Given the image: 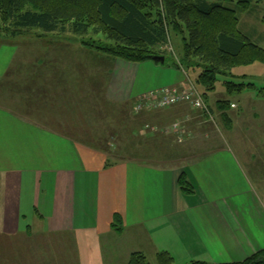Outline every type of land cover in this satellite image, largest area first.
<instances>
[{
  "label": "crops",
  "instance_id": "0c3cea01",
  "mask_svg": "<svg viewBox=\"0 0 264 264\" xmlns=\"http://www.w3.org/2000/svg\"><path fill=\"white\" fill-rule=\"evenodd\" d=\"M34 42L0 43V264H18L20 253L32 258L41 242L49 250L52 239L64 264H129L135 253L157 260L161 252L175 263L228 264L264 249V196L249 184L253 172L264 181L262 125L254 129L260 140H251L244 125L248 120L234 126L239 110L229 109L225 131L229 137L239 133L240 139L191 142L196 155L174 157L171 164L145 156L113 159L102 142L87 135V111L82 114L80 108L87 99V80L82 99L76 95L81 89L72 90L81 82L47 73L51 62L40 53L49 45ZM67 49L74 58L72 69L85 68L87 78V47ZM106 61L105 92L111 102L132 103L167 87L197 88L180 65ZM255 65L264 67L255 63L236 72L250 76L243 71ZM220 89L234 109L233 96ZM221 98H214L212 107ZM168 111L186 123L205 119L188 104ZM243 113L248 117L249 112ZM262 113L254 117L261 119ZM254 156L263 161L256 169L251 168ZM182 176L193 193L183 191Z\"/></svg>",
  "mask_w": 264,
  "mask_h": 264
},
{
  "label": "trees",
  "instance_id": "16d2710c",
  "mask_svg": "<svg viewBox=\"0 0 264 264\" xmlns=\"http://www.w3.org/2000/svg\"><path fill=\"white\" fill-rule=\"evenodd\" d=\"M263 0H0L1 32L8 37H21L32 29L44 33H73L88 35L90 29L103 34L112 43L101 45L82 41L84 47L98 50L106 58L130 63L151 61V57L163 56L156 48L168 44L169 31L185 28V58L198 59L202 69L197 85L204 89L202 95L217 90L220 77L227 80L224 87L229 96L243 93L251 83L237 78L232 72L255 63L264 64V48L240 29V15L248 14ZM184 58V59H185ZM194 61V60H193ZM184 65L185 63L182 62ZM172 66H179L174 62ZM181 66V65H180ZM259 93H264V88ZM264 99V94L261 96ZM231 98L219 100L211 106L222 117L231 108ZM138 101H134L136 107ZM210 106V105H209ZM135 110V109H134ZM171 142L160 144L169 145ZM128 153L134 152L131 150ZM110 154V150L104 148ZM127 152V150L125 151ZM164 155V154H163ZM167 157V156H166ZM180 184L184 192L193 193L190 182L182 176ZM118 232L121 229L117 230ZM168 252L158 254V264H173ZM129 264H150L142 253H135ZM190 264H218L193 261ZM228 264H264V249L242 262Z\"/></svg>",
  "mask_w": 264,
  "mask_h": 264
},
{
  "label": "rangeland",
  "instance_id": "374dc122",
  "mask_svg": "<svg viewBox=\"0 0 264 264\" xmlns=\"http://www.w3.org/2000/svg\"><path fill=\"white\" fill-rule=\"evenodd\" d=\"M240 18V29L244 33L248 34L254 42L264 47V0L262 4L259 6L257 5L248 14H241ZM180 28L182 30L179 32L170 29L168 44L162 48H156L154 52L163 53L167 57L164 66L169 67L175 62L176 64L186 68V70L189 71L191 78L195 80V83L197 84V77L202 70L199 67V63L201 62L198 59H192L191 61H188L185 58V39L187 37V32L185 28H182V26ZM21 39L30 42H34V40L38 39L41 41V43L43 42L42 44H48L49 47H45V51L40 53V55L44 53V55L51 62V67L47 69V73L51 74L52 70V72L57 76L66 77L69 79L73 78L80 81V85L76 86V88L72 87V90L81 89L82 92L80 94L76 92V95L81 96L82 99H84L83 81L87 80V85L85 87L88 93L87 99L84 101V104L82 102L80 107L82 109V114L83 111H87V135L91 141H96L97 143L102 142L104 144L103 148H108L110 150V156L113 159H128L134 157L142 158L141 156H145L150 157L148 161L160 165L167 164L165 161H169L170 159L169 162L171 164L176 160L174 157H181L184 154H186V156L196 155L195 153L198 151V149H191L188 146L191 142L201 143L204 141L215 140L217 143L221 144L225 141L229 142V140L240 139L239 133H235L232 137H229L225 131L227 129V118L222 117V114L219 113L218 110H216L215 114L211 111V103L215 100L214 98L218 99L224 96L223 94L225 91L220 88H225L224 82L227 79L222 76L220 77V80L217 84V90L208 95V101L207 99L205 101V98L202 95L204 89L197 85L198 93L202 95L206 105L209 108L207 112H199H201L205 116V119L207 118V120L203 119L197 124L192 123V121L186 123V121L181 120V117H177L180 114H177L174 111H168L171 107L157 108L155 106H149L145 107L142 111L137 112L133 106V103L127 102L118 104L115 101H109V99L106 97L107 94L105 91L107 88L106 82L109 76L108 71L110 67L108 66V61H106V56L99 54L98 50L96 49L91 50L90 48H87L89 52L88 65L86 68L87 78H85V68L80 70L79 67L76 66V70L72 69L71 62L74 61V58L71 57L72 54L70 53V50L67 49V47L71 48V46H79L82 41L93 44V46L101 45L103 47H105L106 44L112 43L103 34L96 33L95 29H90L88 35H75L70 32L64 34L44 33L41 30L32 29L21 37L12 38L1 32L0 27V43L10 44L13 41ZM33 44L37 43L34 42ZM64 45L66 46V49L63 51L62 46ZM62 52H64L65 55L62 54ZM54 53H56V56H54ZM98 56H101L102 59H100ZM108 58L110 60V57ZM20 60L24 61L22 57H20ZM182 62L185 64L182 65ZM83 67L84 66L81 68ZM236 70L237 69L232 72L234 76L237 78H242L245 80L244 82L248 84H253L254 87H248L241 94H233L232 99H235L234 103H236V107L234 109L231 107L230 109L235 111L239 110V113H235L233 125L243 126L242 123L248 120V122L244 123V125H247L251 130H248L247 136H249L251 140H260L259 138L261 133L256 132L254 129L256 127L260 128V125L264 127V113H262L263 117L261 119H256L254 114L258 113V111H264V99L261 97L264 93H259L260 89L264 88V67L262 65H255L254 67L243 71V73L249 74L250 76L242 74L239 75ZM144 97L145 96L140 97L138 101L142 100ZM72 99H75L74 93H72ZM186 104L189 105V103ZM190 107L193 108L192 106ZM74 108L75 107H71V110L73 109L72 111H74ZM181 108L187 107L181 106L179 109ZM243 112H249L248 117H245L246 115ZM73 115H75V112H73ZM83 124L84 118H82V125ZM175 125H179V127H177L178 129L184 128L181 142L177 136L178 134L176 132L178 130L174 127ZM173 128L175 129V132ZM235 131L239 132L238 129ZM167 140L168 142H171L169 147L163 146V150L160 149V144L167 142ZM102 143H100L101 146ZM181 143L184 144L181 145ZM182 146H184V149L180 148ZM128 148H130L129 152H131V150L134 152L128 153ZM126 150L127 152H125ZM155 157H160L161 160ZM254 157H256V161L251 166L252 169H256V167L259 168V166H261L260 164L263 162L262 157ZM250 177L252 178V180H249L251 188L257 194L264 196V181L257 180L259 175L255 174V172H253ZM54 241L55 240L53 239L51 240V247L49 250L45 249L48 244L45 245L44 242H41V249H39L34 254V258H29L31 256H26L20 253L18 256H15L17 263L64 264L63 256L59 253L57 245L53 244ZM57 252L60 254V257H58L56 254ZM156 259L157 260H153L152 257L149 256L147 261L150 264H158V258ZM8 264H12V261H8ZM120 264L124 263L120 262ZM174 264L181 263L174 262Z\"/></svg>",
  "mask_w": 264,
  "mask_h": 264
},
{
  "label": "built area",
  "instance_id": "2783aa9c",
  "mask_svg": "<svg viewBox=\"0 0 264 264\" xmlns=\"http://www.w3.org/2000/svg\"><path fill=\"white\" fill-rule=\"evenodd\" d=\"M186 103H189V105L192 106L195 110H199L202 112H207L209 109L202 95H200V93H198V90L194 87L188 90L164 88L160 91L152 92L148 96L142 98V100H139L136 104L135 109L137 112H140L145 107L149 106H155L157 108H169ZM174 127L178 130L176 133L178 134L179 141L181 142L184 128L178 129L177 127H179V125H175Z\"/></svg>",
  "mask_w": 264,
  "mask_h": 264
},
{
  "label": "water",
  "instance_id": "95a60500",
  "mask_svg": "<svg viewBox=\"0 0 264 264\" xmlns=\"http://www.w3.org/2000/svg\"><path fill=\"white\" fill-rule=\"evenodd\" d=\"M152 62H155L157 64H162L164 65L165 62H166V58L163 57V56H154V57H151L150 59Z\"/></svg>",
  "mask_w": 264,
  "mask_h": 264
}]
</instances>
